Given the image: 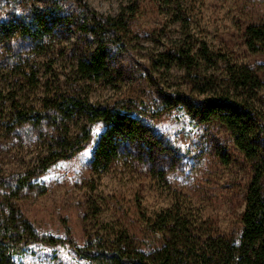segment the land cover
I'll return each instance as SVG.
<instances>
[{
	"label": "trees",
	"instance_id": "trees-1",
	"mask_svg": "<svg viewBox=\"0 0 264 264\" xmlns=\"http://www.w3.org/2000/svg\"><path fill=\"white\" fill-rule=\"evenodd\" d=\"M151 1L181 30L180 37L167 39L163 50L152 55L151 67L165 74L177 68L187 80L186 89L162 94L164 110L134 100L91 99L93 85L118 81L110 71L109 57L129 46L131 26L141 0H130L116 16H104L87 4L80 5L77 17L85 33V48L74 56L72 67L64 74L48 65L45 73L50 77L42 82L36 67L16 66L20 87L33 96L39 92L42 95L38 105L25 106L17 100L15 91L5 96L0 93V99L10 103L6 133L43 139L46 145L45 154L31 169L0 179V264H16L15 257L32 245L57 247L66 243L63 238L40 233L13 201L28 193L42 195L39 178L60 161L88 149L93 143L94 126L99 123L105 128L93 149L94 174L107 173L117 163H137L133 165L141 167V173L167 181L176 166L167 161L179 160V156L165 145L147 120L158 119L163 111L178 106L198 123L222 124L251 166L239 237L233 239L207 220L200 221L189 203L179 196L170 208L153 215L138 205L140 219L151 233L145 249L126 232L109 241L90 239L84 248L68 242L90 264H264V109L259 107L264 103V82L247 65L233 62L226 53L213 51L206 41L197 38L191 31L193 9L182 0ZM45 14L43 9L32 7L20 16L16 28H10L7 41L34 43L26 58L48 55L44 42L52 31ZM243 37L247 51L264 54V27L249 25ZM223 65L225 69L221 70ZM220 70L221 75H217ZM223 158L229 163L228 158Z\"/></svg>",
	"mask_w": 264,
	"mask_h": 264
},
{
	"label": "rangeland",
	"instance_id": "rangeland-1",
	"mask_svg": "<svg viewBox=\"0 0 264 264\" xmlns=\"http://www.w3.org/2000/svg\"><path fill=\"white\" fill-rule=\"evenodd\" d=\"M182 1L193 9L191 31L198 39L206 41L213 51L226 53L233 62L247 65L264 82V54L247 51L243 37L249 25L264 27V0ZM129 2L0 0V93L5 96L15 91L17 100L25 106L38 105L42 95L39 92L33 96L20 87L16 66L36 67L42 82L50 77L45 73L48 65L64 74L72 67L74 56L80 55L85 48V33L77 17L80 5L87 4L104 16H116ZM32 7L45 11L52 32L44 42L48 55L26 58V52L34 48V43L24 45L25 41H7V36L10 28L20 23V16L26 15ZM131 31L127 49L118 50L109 57L110 71L118 81L93 85L91 99L101 102L134 100L152 109L164 110L162 94L172 95L186 89L187 80L184 72L177 68L168 74L154 70L151 57L163 50L167 39L180 37V27L171 24L151 0H141ZM224 69L225 65L221 66V70ZM221 70L217 75H221ZM261 94L264 95V91ZM259 107L264 109V103ZM9 114L10 103L0 99V179L31 169L46 148L43 139L7 134L5 126ZM147 121L165 145L179 156V160L167 161L176 164L167 181L141 173V167L133 165L137 163L130 166L117 163L107 173L94 174L93 149L105 128L101 123L95 125L93 143L88 149L74 158L60 161L39 178L42 195L28 193L13 201L15 208L40 233L66 240L64 245L57 247L32 245L15 257L16 264H90L75 247H86L90 239L109 241L123 232L135 236L145 249V241H150L151 233L140 219L138 205L148 215H153L170 208L179 196L189 203L200 221L207 220L233 239L239 237L252 173L250 164L227 129L218 121L198 123L181 106L165 110L160 118ZM223 157L228 158L229 163ZM163 160H159V164ZM156 243L158 245V241Z\"/></svg>",
	"mask_w": 264,
	"mask_h": 264
}]
</instances>
